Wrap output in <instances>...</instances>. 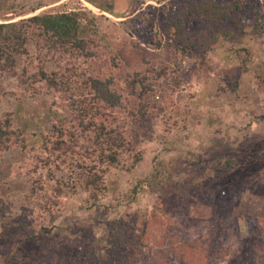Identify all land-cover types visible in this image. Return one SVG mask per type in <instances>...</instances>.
I'll return each mask as SVG.
<instances>
[{
    "label": "rangeland",
    "instance_id": "rangeland-1",
    "mask_svg": "<svg viewBox=\"0 0 264 264\" xmlns=\"http://www.w3.org/2000/svg\"><path fill=\"white\" fill-rule=\"evenodd\" d=\"M176 1L113 0L107 11L89 0H18L23 12L7 14L82 10L101 36L85 53L44 63L47 72L71 74L72 91L32 77L41 61L33 44L16 57L15 76L0 72V122L9 120L5 134L17 129L25 143L0 144V264H107L116 219L129 226L116 236L121 251L142 245L146 264H177L173 249L182 239L211 253V264H229L241 244L245 262L264 264V0H238L241 22L221 24L226 31L200 19L180 34L174 20L187 8L171 13ZM131 24L147 27L137 33ZM135 71H147L153 83L154 105L141 119L125 84ZM20 75L30 80L26 88ZM88 76L111 78L121 94L115 107L94 101L87 118L118 122L125 147L124 160L106 164L94 204L92 187L72 170L96 156L95 133L79 125L75 110L79 97L90 108ZM57 127L60 149L43 150L41 135ZM135 154L141 159L133 165ZM228 159L234 162L226 166ZM158 167L159 177L150 176ZM135 187L136 200H128Z\"/></svg>",
    "mask_w": 264,
    "mask_h": 264
},
{
    "label": "trees",
    "instance_id": "trees-1",
    "mask_svg": "<svg viewBox=\"0 0 264 264\" xmlns=\"http://www.w3.org/2000/svg\"><path fill=\"white\" fill-rule=\"evenodd\" d=\"M89 1L107 11L113 10V0H108L107 2L104 1V4L97 0ZM240 3L241 2L238 0H177L176 4H171L170 10L171 13L176 12L177 8L175 6L179 5H183L187 8L186 12L182 15H178L174 20L175 28L179 34L180 32L184 33L183 31L187 30L189 27H194L200 19L203 20V25H207V27L213 26L215 31L220 32L222 30L226 31L224 27L221 26L223 23L241 22L239 14H237L242 9ZM21 8L22 5L19 4L18 0H0V19H2L0 21V72L5 73L6 75L15 76L16 57L29 55L28 46L33 44L37 53L35 59H41V61L39 63L40 65L38 70L32 73V77L42 80L45 85L53 91H72L71 89H73V83L70 80L71 74L62 76V74H58V72H47L44 69V63L52 58L57 59L61 56H74L85 53L89 44L101 36L97 20H95L93 15L82 10L38 12L15 20L6 18L8 13L19 15V13L23 12V9ZM18 10L20 12H17ZM131 27L133 31L141 33L144 32L147 26L138 27L133 24ZM25 71L23 73H25ZM74 76L76 75L74 74ZM84 83L88 88L87 94H90L92 97L90 101L91 105H89L90 108L88 109V106H85L79 97L77 100L79 107L75 110L77 111L76 115L79 117V125L87 129L92 128L95 133L92 145L95 147L94 154H96V156L89 162L83 158L75 161L72 170H79V173L86 179V187H92V189H90L89 197L93 200L94 204V201H97L96 198L99 197L98 192L101 193L102 190L105 189V186L103 185V177L107 170L106 168H108L106 164H118L124 160L125 147L121 142H119L121 133L116 131L119 123L115 122L114 117L112 121L115 122V126L113 127L110 122L108 123L106 118L97 122L87 118L89 117L87 115L89 110H93L94 101L103 103L104 107H115L120 105L121 94L113 87V81L111 78L103 79L100 77L88 76L86 77ZM18 84L26 88L30 85V80L28 77L24 78V75H20L18 76ZM125 84L128 92L135 95L139 99L137 113L140 115L141 119V117L147 114V106L154 105V103L151 102V96L149 93L150 91H153V83L151 82V79H149L147 71H135L133 74H129L125 80ZM83 91L84 90L80 92L81 95L85 94ZM98 112H100L99 109H95V116ZM134 121L136 122V119H134ZM165 123H167V120ZM3 125L9 126V120H6L4 123L0 122L1 147H9L12 140L14 142H20L21 145L25 147L24 138L19 136L20 133L18 130H9L10 134L7 136L5 134L7 133V130H5L6 128L3 129ZM56 132H59L58 136L61 137L62 132L58 127L54 128V133L52 134L41 135V147L43 150H49L50 144L53 152L56 149H60L61 143L64 141L62 138L55 136ZM12 136L14 138H11ZM163 142L169 143L166 139V135L163 137ZM120 144L122 145L120 146ZM41 159H43V163L50 160L44 155L41 156ZM139 159H141V156L139 154H135L133 165ZM232 162H234V160L228 159L225 160L224 164L228 166ZM159 175L160 169L158 167L150 176H156L158 178ZM54 191V196H58L61 193V188L54 187ZM136 196L137 188L135 187L131 192L130 197H128V200L129 198L131 200H136ZM54 201L57 202L56 200ZM217 216L219 218L223 217V215L220 214H217ZM116 220L109 232L108 241H111V248L109 249V254L107 253L106 256L107 264H137V261H139V264H146L149 259L147 254L145 256L141 255L142 245L132 243L129 249L121 251V240L116 236L121 233V225L125 231L129 229V226L121 219H119L120 222ZM247 251L248 249L244 248L241 244L238 248V252L233 256V258H228V263L249 264L245 262L246 259L248 262L250 260V258H246V254H248ZM173 253L177 254L176 256L179 260L177 264L213 263L211 253L209 254L205 252L199 254L196 252L195 245L193 243L186 242L183 239L177 244V248L173 249ZM222 253L223 256L227 254L225 251L221 252V254ZM91 264H93V262H91ZM154 264L159 263L155 262ZM162 264L173 263L163 261Z\"/></svg>",
    "mask_w": 264,
    "mask_h": 264
}]
</instances>
